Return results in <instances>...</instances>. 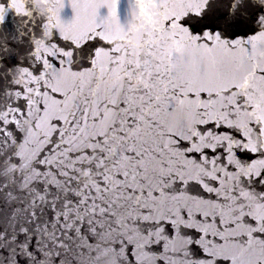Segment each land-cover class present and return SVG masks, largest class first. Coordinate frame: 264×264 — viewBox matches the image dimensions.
Segmentation results:
<instances>
[{
    "label": "snow or ice",
    "instance_id": "snow-or-ice-1",
    "mask_svg": "<svg viewBox=\"0 0 264 264\" xmlns=\"http://www.w3.org/2000/svg\"><path fill=\"white\" fill-rule=\"evenodd\" d=\"M0 264H264V0H0Z\"/></svg>",
    "mask_w": 264,
    "mask_h": 264
},
{
    "label": "water",
    "instance_id": "water-1",
    "mask_svg": "<svg viewBox=\"0 0 264 264\" xmlns=\"http://www.w3.org/2000/svg\"><path fill=\"white\" fill-rule=\"evenodd\" d=\"M125 7H126V2L122 3V5H121L122 20H123V17L125 15V12H124ZM70 17H71V10L70 9H66L65 18H70Z\"/></svg>",
    "mask_w": 264,
    "mask_h": 264
}]
</instances>
